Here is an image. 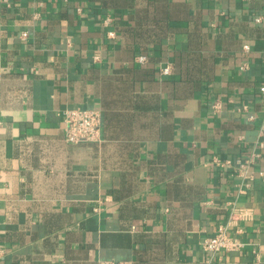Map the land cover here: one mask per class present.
<instances>
[{
  "label": "crops",
  "instance_id": "0c3cea01",
  "mask_svg": "<svg viewBox=\"0 0 264 264\" xmlns=\"http://www.w3.org/2000/svg\"><path fill=\"white\" fill-rule=\"evenodd\" d=\"M262 84L264 0H0V264H264Z\"/></svg>",
  "mask_w": 264,
  "mask_h": 264
},
{
  "label": "built area",
  "instance_id": "2783aa9c",
  "mask_svg": "<svg viewBox=\"0 0 264 264\" xmlns=\"http://www.w3.org/2000/svg\"><path fill=\"white\" fill-rule=\"evenodd\" d=\"M5 1V0H4ZM263 19L262 16L255 18V21L259 22ZM109 36H113L114 32H108ZM27 36L26 31L21 32V37L24 39ZM243 48L247 49L248 46L244 45ZM99 56L95 55L94 59H98ZM147 57L145 54H139L135 57V61L138 63H145ZM246 64H242L241 68H245ZM159 72L161 74H168L170 72V66L166 65L162 67ZM259 91L261 93V102L264 104V84L260 85ZM221 100L214 99L211 103L212 111L218 112L222 108ZM58 116L61 118L64 124V137L67 142L78 143L82 141L97 140L99 127L101 123V113L94 108H64L57 111ZM264 148V142H257L248 157L237 158L234 161L235 169L240 176L245 179L252 177L251 167L255 164L256 160L260 158L261 152L259 150ZM217 164L221 166L231 165L230 159L223 161L217 160ZM100 207H93V210H99ZM234 220V213L230 212L228 222ZM227 222V224H228ZM227 224H220L216 232L205 238L201 244L202 249L207 253V259L205 264H210L212 260L219 255L222 251L237 250L241 247L242 243L233 236H230L227 231ZM97 264H133L129 260H99Z\"/></svg>",
  "mask_w": 264,
  "mask_h": 264
}]
</instances>
